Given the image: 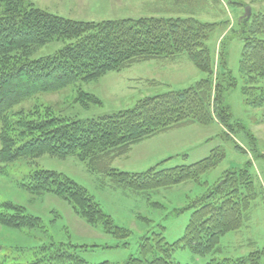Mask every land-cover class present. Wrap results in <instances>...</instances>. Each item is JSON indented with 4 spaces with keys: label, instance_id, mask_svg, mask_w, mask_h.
Masks as SVG:
<instances>
[{
    "label": "trees",
    "instance_id": "16d2710c",
    "mask_svg": "<svg viewBox=\"0 0 264 264\" xmlns=\"http://www.w3.org/2000/svg\"><path fill=\"white\" fill-rule=\"evenodd\" d=\"M241 22L243 48L239 73L246 82L242 95L246 104L264 106V14L245 17ZM214 24L192 16L81 21L49 13L26 0H0V174L6 163L45 154L58 158L77 156L91 165L101 161L107 165L146 137L178 126L208 124L214 118L231 128L233 115L223 95L236 87L237 79L227 68L223 53L219 70H214V54L207 43ZM56 39L66 43L51 55L32 57L38 48ZM182 53L206 77L187 88L140 99L132 108L89 120L39 116L29 111L12 113L18 104L38 94L92 81L136 62L170 59ZM214 85L216 90L222 86V94L218 90L211 101ZM220 152L215 148L207 157L187 165L166 168L161 162L144 172L118 171L115 178L133 190L172 186L217 166L225 158L224 152ZM25 179L26 183L20 184L24 189L58 195L71 203L87 223L101 224L104 231L116 237L128 235L124 227L113 223L86 188L65 174L38 169L28 172ZM255 179L252 161L248 160L241 167L226 170L218 183H201L206 191L194 206L187 208L192 213L183 235L173 243L165 242L164 247L169 250L188 246L200 255L214 250L216 239L240 228L251 202L264 194V187L261 185L259 189ZM0 224L15 229L42 227L38 217L9 201L0 202ZM158 236L151 237L149 242L147 238L142 240L140 256H131L121 264H178L162 253L146 258L164 240ZM257 252L262 251L245 257L222 258V263L217 264H255L259 256L257 259L252 256ZM1 259L0 264L12 258L3 254ZM26 264L86 262L73 246L52 244L45 245L42 253Z\"/></svg>",
    "mask_w": 264,
    "mask_h": 264
},
{
    "label": "rangeland",
    "instance_id": "374dc122",
    "mask_svg": "<svg viewBox=\"0 0 264 264\" xmlns=\"http://www.w3.org/2000/svg\"><path fill=\"white\" fill-rule=\"evenodd\" d=\"M26 1L49 13L81 21L192 16L201 22L215 23L207 42L214 54V70H219L223 53L237 85L223 95L233 115L231 128L222 126L215 118L208 124L178 126L130 145L127 152L116 156L107 165L103 161L91 165L77 156L58 158L48 154L3 165L0 202H12L38 217L42 227L15 229L0 224V260L3 254L12 258L1 264L29 263L42 253L45 245L52 244L73 246L86 264L103 261L121 264L131 256H140L142 240L147 238L149 242L157 235L164 240L152 250L153 253L146 255L148 259L155 253H162L178 264H217L222 263V258L245 257L262 251L252 258L259 256L254 263L264 264V194H259L251 202L240 228L225 232L216 239L214 250L200 255L188 246H174L169 250L164 247L165 242L173 243L183 235L192 213V209L187 208L194 206L206 191L201 183H218L226 170L241 167L251 160L255 183L259 189L261 185L264 187V106L245 103L242 88L246 82L239 73L243 48L241 21L245 18V8H251L252 16L264 14V0H189L180 3L174 0ZM65 43L58 39L51 41L38 48L32 57L51 55ZM204 77L206 73L182 53L173 59L136 62L92 81L78 82L58 92L38 94L18 104L12 113L29 111L39 116L47 114L89 120L132 108L145 97L187 88ZM218 90L221 92L222 86L216 90L214 85L211 101ZM215 148H219L221 154L223 151L225 158L206 173L179 184L133 190L115 178L118 171L144 172L161 162L166 168L192 164L210 155ZM38 169L63 173L86 188L113 223L124 227L128 235L116 237L104 231L101 224L87 223L71 203L58 195L24 189L20 184L26 183L28 172Z\"/></svg>",
    "mask_w": 264,
    "mask_h": 264
},
{
    "label": "water",
    "instance_id": "95a60500",
    "mask_svg": "<svg viewBox=\"0 0 264 264\" xmlns=\"http://www.w3.org/2000/svg\"><path fill=\"white\" fill-rule=\"evenodd\" d=\"M250 15H251V8L249 6H247L245 8V17H246V19H249Z\"/></svg>",
    "mask_w": 264,
    "mask_h": 264
},
{
    "label": "crops",
    "instance_id": "0c3cea01",
    "mask_svg": "<svg viewBox=\"0 0 264 264\" xmlns=\"http://www.w3.org/2000/svg\"><path fill=\"white\" fill-rule=\"evenodd\" d=\"M178 57V56H177ZM176 58V57H175ZM170 59H173V58H170Z\"/></svg>",
    "mask_w": 264,
    "mask_h": 264
}]
</instances>
